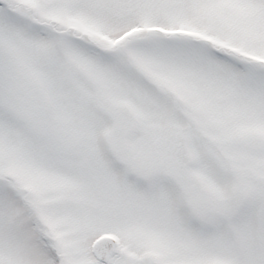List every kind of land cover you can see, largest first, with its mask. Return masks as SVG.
I'll return each instance as SVG.
<instances>
[{
  "label": "snow or ice",
  "instance_id": "1",
  "mask_svg": "<svg viewBox=\"0 0 264 264\" xmlns=\"http://www.w3.org/2000/svg\"><path fill=\"white\" fill-rule=\"evenodd\" d=\"M0 264H264V0H0Z\"/></svg>",
  "mask_w": 264,
  "mask_h": 264
}]
</instances>
